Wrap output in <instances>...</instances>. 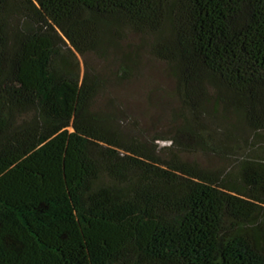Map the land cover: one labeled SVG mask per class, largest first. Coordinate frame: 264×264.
<instances>
[{
    "label": "trees",
    "instance_id": "1",
    "mask_svg": "<svg viewBox=\"0 0 264 264\" xmlns=\"http://www.w3.org/2000/svg\"><path fill=\"white\" fill-rule=\"evenodd\" d=\"M119 21L158 35L188 111L264 141V0H0V264H264V159L207 170L185 130L165 159L89 113L72 59Z\"/></svg>",
    "mask_w": 264,
    "mask_h": 264
},
{
    "label": "rangeland",
    "instance_id": "2",
    "mask_svg": "<svg viewBox=\"0 0 264 264\" xmlns=\"http://www.w3.org/2000/svg\"><path fill=\"white\" fill-rule=\"evenodd\" d=\"M101 32L96 52L71 58L81 78L95 85L89 113L102 128L125 145L141 144L165 159L176 151L169 145L178 131L193 133V139L200 132L201 142L178 156L222 173L246 156L264 159V141L226 103L209 99L200 112L186 109L173 67L152 52L158 35L134 32L121 21ZM163 34L168 35L167 29Z\"/></svg>",
    "mask_w": 264,
    "mask_h": 264
}]
</instances>
